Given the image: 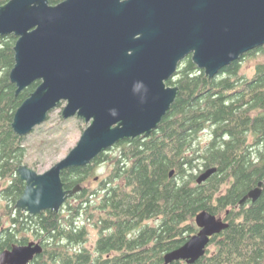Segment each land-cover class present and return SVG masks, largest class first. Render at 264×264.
Segmentation results:
<instances>
[{"label":"trees","instance_id":"16d2710c","mask_svg":"<svg viewBox=\"0 0 264 264\" xmlns=\"http://www.w3.org/2000/svg\"><path fill=\"white\" fill-rule=\"evenodd\" d=\"M14 44L13 37H0V252L32 237L43 252L31 264H163L198 232L195 217L206 211L228 227L195 264H264V189L253 205L236 207L264 182V63L252 78L240 69L244 58L264 56V45L214 78L184 58L166 83L179 94L158 128L118 143L110 160L105 152L86 167L64 170L65 188L81 185V192L56 214L30 216L14 206L24 190L17 167L25 149L12 116L33 89L16 95L8 79ZM107 160L110 175L92 178L93 164ZM209 169L215 174L197 184Z\"/></svg>","mask_w":264,"mask_h":264},{"label":"water","instance_id":"95a60500","mask_svg":"<svg viewBox=\"0 0 264 264\" xmlns=\"http://www.w3.org/2000/svg\"><path fill=\"white\" fill-rule=\"evenodd\" d=\"M8 36L17 38L8 78L15 94L40 82L12 116L13 132L28 136L62 103L64 120L87 124L76 146L47 172L17 167L24 190L15 209L56 214L83 189H66L64 170L86 167L118 143L158 128L179 94L166 83L184 58L214 78L264 45V0H65L55 6L10 0L0 6V37ZM215 172H202L197 184ZM263 189L259 182L236 207L253 205ZM194 222L198 232L169 251L163 264H195L228 227L206 211ZM39 243L14 245L0 264H31L42 255Z\"/></svg>","mask_w":264,"mask_h":264},{"label":"rangeland","instance_id":"374dc122","mask_svg":"<svg viewBox=\"0 0 264 264\" xmlns=\"http://www.w3.org/2000/svg\"><path fill=\"white\" fill-rule=\"evenodd\" d=\"M15 39L17 38L13 37V41ZM262 55V53H257L252 55V57L244 58L242 60V67L240 68L241 74L252 78L254 75L253 68L259 63H264V56ZM64 107L65 103H62L47 115V120L41 126L35 128L31 134L23 138L22 147L25 149V152L21 165L34 170L38 175L47 172L53 165L64 159L68 152L76 146L79 141L78 139H80L83 131L87 128V124L81 119L72 118L64 120L60 115ZM105 152L109 160L118 154L117 148ZM91 170L94 175L92 178L102 180L110 175V161L107 160L102 164H93ZM84 186L88 187L89 185ZM90 186H93V184L91 183ZM94 239V236L91 234L88 242H92ZM30 241L37 242L32 237Z\"/></svg>","mask_w":264,"mask_h":264},{"label":"flooded vegetation","instance_id":"af4514ba","mask_svg":"<svg viewBox=\"0 0 264 264\" xmlns=\"http://www.w3.org/2000/svg\"><path fill=\"white\" fill-rule=\"evenodd\" d=\"M39 84H40V82H36V83H34L33 85L30 86V88L33 87V89H31V92H30L29 95H31V94L34 92V90L37 88V86H38ZM28 97H29V96H28ZM29 242H31V241H30V238H29V241H27V243H29ZM37 242H40V241H37ZM27 243H24V244H16V245L24 246V245H27ZM14 245H15V244H13V246H14ZM13 246H11L10 248L4 249V251H1V252H0V255H1L2 253H4L5 251H10L11 248H12Z\"/></svg>","mask_w":264,"mask_h":264}]
</instances>
